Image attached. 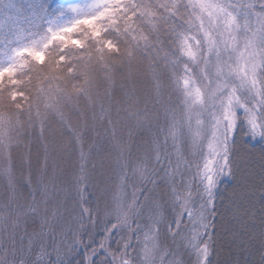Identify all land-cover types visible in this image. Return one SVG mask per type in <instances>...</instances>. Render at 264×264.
I'll return each instance as SVG.
<instances>
[{"label":"snow or ice","instance_id":"6c2138e0","mask_svg":"<svg viewBox=\"0 0 264 264\" xmlns=\"http://www.w3.org/2000/svg\"><path fill=\"white\" fill-rule=\"evenodd\" d=\"M0 264H264V0H0Z\"/></svg>","mask_w":264,"mask_h":264},{"label":"rangeland","instance_id":"374dc122","mask_svg":"<svg viewBox=\"0 0 264 264\" xmlns=\"http://www.w3.org/2000/svg\"><path fill=\"white\" fill-rule=\"evenodd\" d=\"M120 66L121 65H119V64L117 65V67H120ZM137 71H139V69L135 65H133L131 67H125L124 72L123 73L121 72L120 74H119L120 71H117L116 69H112L111 73H110V75L112 77L110 84H115V86L117 88H119L122 86V82L125 79H127L130 84L135 85L138 88V90L140 91L139 88H141V89H143V88H142L141 84L139 83V81H135V77L138 75L137 73H135ZM99 75H100V77H104L107 74L104 73L103 71H100ZM139 77H140V79L142 78L141 76H139ZM109 91H111V88H109Z\"/></svg>","mask_w":264,"mask_h":264},{"label":"trees","instance_id":"16d2710c","mask_svg":"<svg viewBox=\"0 0 264 264\" xmlns=\"http://www.w3.org/2000/svg\"><path fill=\"white\" fill-rule=\"evenodd\" d=\"M136 67H137V66H136ZM137 68L139 69V67H137ZM120 73H121V72H119V74H120ZM135 73L138 74V75L135 77V81H140V80H142V79H145V75H144L143 73H141L140 69H139V71H137V72H135ZM139 76H141L142 78L140 79ZM141 86H142V88H143L144 90L148 87L147 84H143V85H141ZM139 89H140L141 92L144 91V90L141 89V88H139ZM240 163H241V169H242L241 174L243 175V170L248 168V166H249V164L251 163V161H250V160H243V161H240ZM257 170H258V165H257Z\"/></svg>","mask_w":264,"mask_h":264}]
</instances>
